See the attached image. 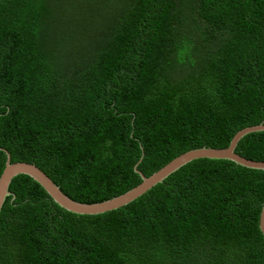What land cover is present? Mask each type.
<instances>
[{"label": "trees", "instance_id": "obj_1", "mask_svg": "<svg viewBox=\"0 0 264 264\" xmlns=\"http://www.w3.org/2000/svg\"><path fill=\"white\" fill-rule=\"evenodd\" d=\"M125 2L122 19L84 22V51L43 0H0V146L90 203L139 184L135 165L150 174L264 123V0ZM236 152L264 161V131ZM6 161L0 148V174ZM9 189L0 264H264V171L230 159L193 160L98 215L24 174Z\"/></svg>", "mask_w": 264, "mask_h": 264}, {"label": "water", "instance_id": "obj_2", "mask_svg": "<svg viewBox=\"0 0 264 264\" xmlns=\"http://www.w3.org/2000/svg\"><path fill=\"white\" fill-rule=\"evenodd\" d=\"M257 131H264V123L245 126L238 130L235 134H233L232 139L226 146H202L190 149L172 159L165 166H161L154 170L150 174H145L144 172L138 170L137 166L135 165L134 170L141 178V182L139 184L117 196L100 202L91 203L68 196L61 190L60 186H58L52 180V178H50L37 165L20 160L13 161L11 152L7 148L0 146V148H3L7 153V161L0 174V210L7 196L11 195L12 198L15 197L14 193L9 189V186L12 178L17 174H24L31 177L34 181L41 185L48 195L63 209L79 214L98 215L115 210L130 203L131 201L140 197L142 193L151 188L153 185L161 181L163 182V180L166 179L170 174L196 159L225 158L233 160L238 165L244 166L246 168L264 171V161L250 159L236 152V148L240 140L246 134ZM262 207L263 208L260 216V229L264 234V202Z\"/></svg>", "mask_w": 264, "mask_h": 264}, {"label": "rangeland", "instance_id": "obj_3", "mask_svg": "<svg viewBox=\"0 0 264 264\" xmlns=\"http://www.w3.org/2000/svg\"><path fill=\"white\" fill-rule=\"evenodd\" d=\"M125 1L126 0H43L47 7V13L54 16L59 23L66 25L67 34L63 37V40L66 41V43L69 42L70 47L75 46L84 51L91 47L89 42L93 37L92 34H95L94 29L84 25V22L87 20L99 22L100 19L104 20V16L107 21L116 20V18H114L115 16L122 19L123 16L129 12L132 5ZM52 42L53 40L47 43L49 46H52ZM47 43L40 42V47L42 44ZM45 50L46 49H43L41 53L45 52ZM69 51L68 48L64 52V56H67V52ZM185 71L186 69L180 66L177 68V73L179 74ZM182 79L186 80L185 78H181L179 81ZM209 82L210 80H204L202 86ZM202 92L205 93L204 90H202Z\"/></svg>", "mask_w": 264, "mask_h": 264}]
</instances>
